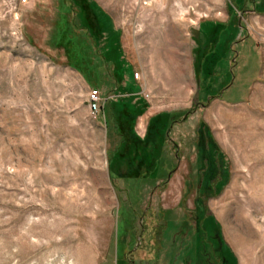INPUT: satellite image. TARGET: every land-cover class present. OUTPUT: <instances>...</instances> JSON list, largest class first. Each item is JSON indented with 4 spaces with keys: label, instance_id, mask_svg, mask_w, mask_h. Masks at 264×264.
<instances>
[{
    "label": "rangeland",
    "instance_id": "obj_1",
    "mask_svg": "<svg viewBox=\"0 0 264 264\" xmlns=\"http://www.w3.org/2000/svg\"><path fill=\"white\" fill-rule=\"evenodd\" d=\"M72 2L0 0V264H264V0Z\"/></svg>",
    "mask_w": 264,
    "mask_h": 264
},
{
    "label": "trees",
    "instance_id": "obj_2",
    "mask_svg": "<svg viewBox=\"0 0 264 264\" xmlns=\"http://www.w3.org/2000/svg\"><path fill=\"white\" fill-rule=\"evenodd\" d=\"M62 1H63V4L62 5L66 9V12L68 13V16H67V18H64V16H63V18H64L63 20L64 21H62L61 22V25L58 26V33L61 36H63V37H65L66 35L67 36L69 35L70 37H72V34L74 32H76L78 29H81L83 31V33L85 34L86 39H88L90 41V44L92 46V49L95 50L97 46L95 44V40H94L93 36L91 34L87 33L88 32V30H87L88 28L87 27H78L76 25V23H75V17H76V14H78L80 12V6L79 5H76V4H73L72 0H62ZM243 1L248 2V3H251L255 9L260 8V7H258L259 4L257 5V3L255 2V0H243ZM240 9H243V6H241ZM66 46L68 47V50L72 52V55H73L74 59L76 61H79L78 66H77V69L79 71H81L82 75L85 76L87 78V80L89 82H91L92 84H94V85H96L97 83L99 84V81L102 80L100 73H102V71H104L105 67L107 66V61L106 60H102L101 63L100 64H97V65H96V62H95V69H96V72H97V75L98 76H96L97 78H95L94 80H90V79H88L87 69H89L91 67L90 66L91 63H90V65L88 64V66L87 65H85V66L82 65V64H84V61H85L84 59L91 60L90 55H86L82 51V46H79V44L77 42H73V41L71 42L70 41V44L69 45L66 44ZM99 58L101 59V56H99ZM217 94H218V92H217ZM217 94H212L211 96H214V95H217ZM107 102L108 101H106L104 104L105 105L107 104L106 106L109 107L110 105L108 106V103ZM105 105H104L103 108H105ZM208 222H209V220H203V224L208 223ZM203 224H202V226H203ZM202 233H201V235L203 236V238L197 240L198 242L196 243L197 244L196 245L197 246L196 248L198 250L201 249V245H202L201 243H203L202 240L203 241L204 240L205 241L207 240L206 239L207 238L206 237L207 235L204 232V230H202ZM202 236H200V237H202ZM204 237H205V239H204ZM213 249L215 250V252H214L215 255H216L215 258H217V254H218V256L220 255V250L221 249L218 248V245L216 247H214ZM201 254H203L205 256V255L208 254V251L205 249V250L202 251ZM185 258H186V260L188 259V262H190V263L192 262L191 259L188 256H184V259ZM190 263H188V264H190ZM222 264H224V263H222Z\"/></svg>",
    "mask_w": 264,
    "mask_h": 264
},
{
    "label": "built area",
    "instance_id": "obj_3",
    "mask_svg": "<svg viewBox=\"0 0 264 264\" xmlns=\"http://www.w3.org/2000/svg\"><path fill=\"white\" fill-rule=\"evenodd\" d=\"M107 98L101 97V94L96 89H91L87 93V108L91 116H96L99 113H102L104 103Z\"/></svg>",
    "mask_w": 264,
    "mask_h": 264
},
{
    "label": "bare ground",
    "instance_id": "obj_4",
    "mask_svg": "<svg viewBox=\"0 0 264 264\" xmlns=\"http://www.w3.org/2000/svg\"><path fill=\"white\" fill-rule=\"evenodd\" d=\"M167 8H168V7H166V8L163 9V10L157 9V11L155 12L156 15H157L158 13L163 14V15H164V14H167V12H166ZM165 36L168 37V33H165ZM167 39H168V38H167ZM165 59H166V60H169L168 55L165 56ZM82 264H87V260L85 259V260L82 262Z\"/></svg>",
    "mask_w": 264,
    "mask_h": 264
},
{
    "label": "crops",
    "instance_id": "obj_5",
    "mask_svg": "<svg viewBox=\"0 0 264 264\" xmlns=\"http://www.w3.org/2000/svg\"><path fill=\"white\" fill-rule=\"evenodd\" d=\"M108 101V100H107Z\"/></svg>",
    "mask_w": 264,
    "mask_h": 264
}]
</instances>
